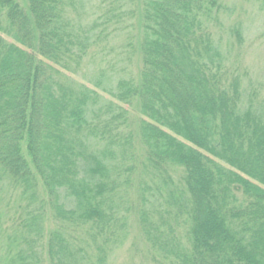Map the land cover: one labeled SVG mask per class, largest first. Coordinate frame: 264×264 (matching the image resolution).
Listing matches in <instances>:
<instances>
[{
    "label": "rangeland",
    "instance_id": "rangeland-1",
    "mask_svg": "<svg viewBox=\"0 0 264 264\" xmlns=\"http://www.w3.org/2000/svg\"><path fill=\"white\" fill-rule=\"evenodd\" d=\"M31 1L33 13L26 0H19L22 9L8 11L2 7L11 0H0V60L6 69L15 66L13 72L20 71L21 66L23 75L30 71L32 76L36 57L44 61L50 57L47 32L56 45L64 40L62 51L73 59L64 73L74 81L43 77L45 65L38 63L36 86L43 96V115L49 111L56 118L67 112L62 101L71 95L74 100V127L67 125L74 137H58L73 145L74 164L63 154L59 161L56 148L45 142L52 140L47 139L50 129L42 132L45 174L59 196L57 207H69L74 218L90 210L102 220L97 231L90 226L67 229L76 248L74 264H192L194 258L178 243L187 236L191 222L203 245L202 263L222 261L221 255L228 253L250 264H264V206H239L232 193L264 201V0H54L56 8L47 4L50 0ZM148 17L184 25L190 40L187 52L168 48L149 30ZM195 20L194 25L201 21L206 33L202 39L195 37V29L188 31ZM37 27L46 37L41 40V54L39 40L32 35ZM142 43L148 60H157V65L156 72L140 76ZM57 88L60 96L54 92ZM141 92L146 99L142 97L139 108L135 103ZM10 94L19 92L11 89ZM176 110L186 114L188 124L174 115ZM145 141L168 163L155 167ZM27 160L32 163L30 157ZM68 167L72 170L65 173ZM39 184L47 204L40 179ZM1 185L2 203L10 214L2 223L14 228L4 232L6 238L11 235L6 251L7 242H0V264H17L14 252L19 245L13 241L25 218L31 222V234L46 239L59 223L53 224L46 207L45 228L37 233L41 225L35 218L45 202L28 198L20 188L11 191L8 179ZM91 186L92 192L86 188ZM202 190L208 192V203L199 202ZM91 197L98 210L90 209ZM107 226H113L111 234L99 235L107 233ZM34 245L36 252L40 245ZM44 264H49L47 257Z\"/></svg>",
    "mask_w": 264,
    "mask_h": 264
},
{
    "label": "trees",
    "instance_id": "trees-1",
    "mask_svg": "<svg viewBox=\"0 0 264 264\" xmlns=\"http://www.w3.org/2000/svg\"><path fill=\"white\" fill-rule=\"evenodd\" d=\"M28 1L29 5V13H33L32 11V4L31 0ZM19 0H11V2L7 5H4V7L0 6V8H7V11L11 8H18L20 9ZM47 4L55 8L57 7L54 0L47 1ZM22 9V8H21ZM59 11V9H58ZM143 24L146 27V17H147V9L145 8V5L143 6ZM188 12H192V10L188 7ZM181 18H188L183 17L181 15H178ZM148 20H151L149 23V30L152 31L155 35L161 36L164 39L165 45L169 48H182L183 54L187 52L189 49V38L187 34H185L184 25H180L176 22H173L172 20H166L161 17L162 21H159L157 17L155 19H150V17L147 18ZM196 23V20L193 21L191 25L188 26V31L194 30V34L198 35L195 37H200L202 39V36H205L206 33L203 31V25H201V21H199L198 26L194 25ZM197 27V28H196ZM33 37H36V40H39L37 44V49L40 53V45L42 38H46L43 34V29L40 27H37V30L33 28ZM47 37H49L51 45L50 50V57H47V60L44 61L41 56H37L34 60V67L33 75L31 76L30 71L29 73H26L23 75L24 71L22 70V67H20V71H14L15 66L11 69L5 68L2 65V59L0 60V239H2L0 242L6 243L5 248L3 251H6L7 244L11 242L9 240L11 235H8L7 238L4 236V232L10 233L12 229L14 228V225L7 226L5 223H2V221L7 219L9 217V211L5 209L3 206L2 200L5 199L4 194V186L1 185L5 179H8L12 182V187L10 188L11 191H15L16 188H20L23 193L25 191V194L28 196V198H35L37 197L38 200L42 203L45 202V205L41 206L40 209H42L41 213L39 212L38 215L35 218V221L37 220V224L41 225L38 226L40 231L37 233H41L42 229L44 230L45 224L44 222L47 220V210L46 207L51 211L53 216H51V220L54 223H59V226H55L50 231L48 238L46 239L42 235H35L31 234L32 230L29 229V226L31 225V222L28 221L26 218L23 220V224L21 222L20 227L17 230L18 238H16L14 243H16L18 246L17 249H15L14 252V258L15 262L17 264H29L26 262V260L31 259L36 263V260L38 258L41 259L40 264H44V257L48 258L49 264H74V254L72 251H75V245L74 242L71 240L72 237H70L67 229L71 228L73 229L74 226H90L94 230L99 228L101 226L102 220L100 217H94V212L90 213L85 212L81 217L74 218L72 214L69 212V207L66 206L64 209H60L57 207V202L59 200V196L56 197V189H53V185H50L49 182V176L45 174V171L47 170V162L45 158L43 157V154L41 152L40 145L42 143V140H44L42 136V132L44 129L48 131L47 139L52 138V140L45 141L46 144L50 148H56L57 150V158L60 161V155L63 154L68 157V159H71V161L74 164V149H72L73 145L67 146L63 139H58V137H62L65 139V135H68L67 138L69 140H72V136L67 130L70 127H74V100L72 99V95L70 96L69 100L62 101V104H66L67 106V112L63 111L61 112L56 118L49 114L47 111L44 112V115L46 117V120L44 119L43 112L41 110V103L40 100L42 99V95L39 93V87L36 86L37 83V77L39 75L38 69V63L39 65H45V68H42L43 77H50V78H57V79H64V80H71L74 81V79L66 78L65 77V71L68 69L72 64V57L68 56L66 53H63L65 42L64 40H59V45L54 44L53 42V35L51 32H47ZM45 40V39H44ZM141 43V42H140ZM144 50V56L142 58V69H140V76L144 75L148 72H156L155 71V65H157V60H153L152 62L148 60L147 53H145L144 49V43L141 44ZM36 46V44H35ZM54 48V50H53ZM180 48L178 49L180 51ZM88 53V52H87ZM41 54V53H40ZM86 55V54H85ZM156 55H153L151 58H153ZM85 57V56H84ZM59 65V69L57 67ZM151 65H153V68H151ZM19 73H21L19 75ZM141 78V77H140ZM196 85L200 87V84L194 81ZM183 84L186 85L187 82L183 81ZM84 84H79L78 87H85ZM175 88V87H174ZM201 88V87H200ZM11 89H14L19 92V94H10ZM50 90V88H48ZM202 89V88H201ZM59 89H55L54 92L56 95H61ZM3 93V94H1ZM14 95V96H13ZM206 95V94H204ZM186 96L187 92H186ZM142 97L146 99L145 96H143L141 92V96L137 97V100L139 101L135 103V105H139L140 108V102L142 101ZM141 98V99H140ZM19 101V102H18ZM17 102V103H16ZM218 102V101H217ZM133 103V101L131 102ZM181 104V103H179ZM218 105L220 102L217 103ZM182 105V104H181ZM44 109L46 110L47 104H43ZM179 107V106H178ZM184 107V105H183ZM181 108V107H180ZM179 108V109H180ZM48 110V109H47ZM193 110V109H192ZM192 110L190 111V115L192 116ZM59 110L57 109V112ZM124 112L128 113L127 110H124ZM69 113H71L70 116ZM176 117H181L182 119H185V121L188 124V121L186 120V114H176L174 113ZM40 123V124H39ZM68 123L70 124L67 128ZM95 124L99 123L98 121H94ZM66 124V125H65ZM83 125H85L83 123ZM201 132V131H200ZM202 134V133H201ZM220 135L223 133L220 131ZM55 137V138H54ZM223 139V138H220ZM145 140V139H143ZM60 141V142H59ZM144 145L146 146L148 156H150L151 163L155 165V167H161L165 163H168V161H165L163 157L158 155L156 153V150L152 148L151 145H147L146 141L144 142ZM184 150V147H182ZM26 150V151H25ZM249 153V152H248ZM30 157L32 163H29L27 158ZM246 157V156H245ZM167 160V159H166ZM58 163V162H57ZM172 164H178L174 162H169ZM260 164L263 165V160H260ZM260 165V166H261ZM57 171V166H52ZM51 166L49 167V170ZM71 168H65V173L68 171H71ZM74 170V168H73ZM156 170H159L156 168ZM210 171V170H208ZM211 172V171H210ZM74 174V172H73ZM64 175V174H63ZM214 176V174H212ZM74 176V175H73ZM39 179L43 182V186L45 189V194L48 196V201L46 204V201L43 200L40 197L39 189L41 188V185L39 184ZM68 179L74 182V177L68 176ZM213 182H215L213 180ZM221 180L219 181L220 185ZM72 183V182H69ZM205 184V183H203ZM218 186V185H217ZM216 187V186H215ZM214 187V188H215ZM88 191L92 192L94 189V186L92 187H86ZM213 188V193H214ZM233 197L236 203L239 206H247L253 203L252 206H264V201L257 200L253 196L251 198L252 200L249 201L248 196H245L247 199L244 200L243 198L238 197L235 192H233ZM20 198L22 197V193H20ZM73 195L70 196L69 199L72 198ZM223 199H225L223 197ZM22 202L24 201L23 198H21ZM74 200V198L72 199ZM96 198L91 197L89 200V206L90 209L98 210L96 208L98 206V203L95 202V204H92ZM140 200V197H139ZM208 203V192L205 190H202V193L199 195V202ZM55 206L57 210L54 213ZM44 208V211H43ZM139 208V207H138ZM39 208H37L38 210ZM206 210V208H205ZM62 211H67V214H64ZM138 212V209H137ZM216 213V212H215ZM200 213V221L201 220ZM222 215L219 216V218ZM114 218V217H112ZM264 220V219H263ZM29 224H26V223ZM264 222V221H263ZM40 223V224H39ZM141 228L143 229V232H145V224L141 220L140 222ZM227 225V224H226ZM9 227V228H6ZM107 233H99V235L105 237L106 235H110L112 232L113 226H107ZM9 229L8 231H6ZM23 229V231H22ZM97 231V230H96ZM21 234V235H20ZM147 235L145 232L144 235ZM145 238L148 242L151 240L149 239L148 235ZM74 237V236H73ZM104 239V238H103ZM181 247L186 250L188 255L191 258H194L192 260V264H204L202 263L201 256L205 257V255L201 254L200 252L203 247V245L200 244L201 238L198 232V228H195V226L192 227L191 225L188 228L187 236L179 238ZM150 240V241H149ZM175 240L176 237H175ZM35 244V245H34ZM154 244V243H153ZM34 245V248L36 245H40V248L34 252V249L32 247ZM152 245V244H151ZM155 245V244H154ZM152 245V247H154ZM28 251L30 252L26 257L23 255H15V253H21ZM200 251V252H199ZM206 250H204L205 252ZM192 254V256L190 255ZM225 255H221L222 261H217L214 264H250L247 259L244 257H234L231 256V254L228 255V253H224ZM2 257H0L1 259ZM39 264V263H36ZM212 264V263H211Z\"/></svg>",
    "mask_w": 264,
    "mask_h": 264
}]
</instances>
